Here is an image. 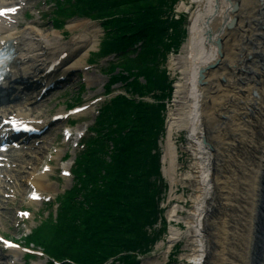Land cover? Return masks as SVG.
<instances>
[{"label":"bare ground","instance_id":"bare-ground-1","mask_svg":"<svg viewBox=\"0 0 264 264\" xmlns=\"http://www.w3.org/2000/svg\"><path fill=\"white\" fill-rule=\"evenodd\" d=\"M31 7L36 4L28 0H0V12L5 10L0 14V51H6L11 60L9 76L0 88V99L8 101L0 103V160L7 162L0 169V195L7 194L6 184L18 190L16 197L23 201L31 188L36 197L30 201L41 203L44 195L55 191L50 184L53 167L47 163V172L37 167L55 138L38 144L23 136L12 144L13 133L4 121L41 125L51 134L57 125L67 123L64 111L57 112L56 121L53 115L43 118V101L59 87L55 82L40 93L34 89L35 77L51 69L73 77L74 71L86 68L101 34L98 25L81 20L67 26L72 32L67 38L40 18L27 21ZM177 11L189 14L190 23L185 44L170 59V70L181 78L175 86L177 105L169 118L163 162L165 174L175 185L174 134L187 130V150L194 161L185 180L196 191L186 220L189 232L183 235L189 249L187 264H264V0H191L182 2ZM65 53L67 58L62 60ZM47 78L52 83L56 76ZM25 90L36 95L23 99ZM89 111L83 106L73 114L82 117ZM34 113L38 116L30 120ZM4 146L6 152H2ZM11 149L19 154L5 159ZM57 156L62 160L65 153L57 152ZM71 165L64 171L70 174ZM8 205L0 207L9 209ZM176 215L174 209L170 217ZM181 237L171 228L168 249ZM4 256L9 259L3 260ZM21 256L10 251L0 256V264H14Z\"/></svg>","mask_w":264,"mask_h":264},{"label":"trees","instance_id":"trees-1","mask_svg":"<svg viewBox=\"0 0 264 264\" xmlns=\"http://www.w3.org/2000/svg\"><path fill=\"white\" fill-rule=\"evenodd\" d=\"M164 2L65 0L67 5L60 3L55 10V25L62 29L68 20L79 14L96 16L106 37L112 35L113 39L111 42L106 38L103 40L104 53L121 57L128 50L137 51L145 45L144 49L148 50L145 56L149 58L155 50L148 49V37L156 28L149 29L144 23L127 32L128 18L123 15L133 8L135 13L146 15L145 18L150 17L148 14L160 16L165 9ZM117 15L123 18L117 19ZM151 19L148 22H157L155 27L161 29L160 23L164 24L161 16ZM143 54L128 60L131 64L120 65L123 66L118 67L121 76L117 77V68L113 66L108 72L109 83H117L114 80L118 78V83H125L122 88L126 95H135L142 100L153 94L162 104L147 106L144 99L136 104L134 96H117L107 103L96 119L93 135L85 141L77 158L75 185L59 202L57 218L43 224L28 237V245L42 248L61 264H107L114 258L119 259L120 264H137V257L144 256L160 238L154 233L156 239L151 240L144 228L152 227L158 221L160 203L155 196L166 189L160 178V157L153 151L162 135L160 112L164 111L163 98L171 95V85L165 73L151 78L147 75L142 87L135 82L140 77L139 68L147 70L145 67L150 64L146 63ZM130 72L138 74L123 75ZM144 89L149 91L143 92ZM164 230L162 227L159 231ZM123 253L125 256L120 257Z\"/></svg>","mask_w":264,"mask_h":264},{"label":"rangeland","instance_id":"rangeland-1","mask_svg":"<svg viewBox=\"0 0 264 264\" xmlns=\"http://www.w3.org/2000/svg\"><path fill=\"white\" fill-rule=\"evenodd\" d=\"M29 1L32 4H36V7H31L25 15V19L27 21L29 19L40 18V22L44 23L46 27L53 28L54 30H57L59 32H64V35L69 38L72 36V32L67 28L70 23L74 21L90 20L91 22L98 25L101 35L99 38V47L96 51L91 52L89 58L87 59L86 68L74 72V76H71V81L64 84V86H61V88L49 93V97L43 101L42 108V112L43 114H45L43 116H47L49 114L51 115L59 111H64L69 105H75L79 97V102L90 106V112L82 117L74 116L72 117V119H69L67 123H63L60 126L57 125L54 128V131L57 134H54L55 132L51 134V131H49L40 137L31 139V142L37 140L39 141L38 144H43L42 141H52L55 138V142L46 150L42 162L39 163V166L37 167L38 170L42 169L45 165V162L49 161L50 159L53 168H55L53 175L50 176V184L53 186L55 191H52L50 193L48 192L49 194L47 193V195L44 196L45 199H43V205H41L40 203L30 204L28 198L31 190H27L25 201L23 202L22 200L17 199V197L14 198V189H9L5 186L6 184H4L3 190H6L7 194L0 195V205L9 203V209L0 207V231H3L4 234L7 233V235L11 239L16 242H21L22 245H24L23 240L26 238L25 234H28L31 229L37 228L38 225H41V223L39 224L40 217L43 218V221H55L56 212L53 206L57 204L58 200L66 192L71 190L75 185L73 177L71 175L63 176L62 171L69 164H72L73 166L75 156L80 150V148L77 146V143L85 136L86 131L94 124L98 109H100L103 102L107 99L105 95V88H107V86L109 85V87L114 90V93L111 94L112 97L120 96L121 93L124 94L122 84L124 85L125 83H118V78L117 80L114 78V81H116L117 83H114L113 85H110L108 83L109 70L113 66H115L117 68L115 71L117 77L121 76L122 73H118L120 72L118 67L123 68V66L120 65H127L128 63L131 64V62H128V60L131 61L132 58L136 59L137 55L141 56L142 53H144L143 56H145L146 52H148V50H146L147 48L144 49L146 47L144 45V47L138 48L137 51L128 50V53L122 55L121 57L110 52L104 53V49L106 48L104 47L103 40L106 38V41L111 42L113 41V39H111L112 35L106 37L105 31L102 29L103 25H101L102 23L96 16L87 17L79 14L76 16V18L68 20L67 25L64 26V28L57 29V25H55L56 16L54 15L55 8L53 10L52 7H55V4L59 6L60 3L66 6L67 4L65 3V0ZM164 1L165 9L163 8V14L160 15L161 20L164 23H160V25L162 26L161 29L155 27L157 22L156 24H154L155 22H148L152 20L151 18L160 17L158 16L159 14H148V16L150 17L145 18L144 16L146 15L142 14L143 16H141L138 13H135V10L131 8V10L126 12L127 14L123 15V17L128 18L127 23H129V28L126 29L127 32L137 26L140 27V25H143L144 23L148 25L149 29H152L153 27L156 28L154 30V34L148 37L149 41L147 43L148 49L155 51L149 58H147L146 56L144 57V59H147L146 63L150 64L149 66L145 67L146 69L148 68L147 70H141L139 68L140 71L138 73L140 77L135 82L139 83V85H141L142 87L146 83L147 75H149L151 78L156 75L162 76L165 73L164 75L167 77V80L171 85V95L168 98H163L164 111L160 112V116L163 118V120H160L162 124V135L157 139V148L153 151V153L158 154L160 157V178H162L163 181H161L166 186V189L164 193L155 196V200L160 203L158 221L152 227L144 228V230H147V236L149 235L151 240L154 239V233L157 236L160 235V238L157 240H155L156 238L154 239L155 241L151 249L147 253H144V256L139 255L137 257V264H187L189 249L186 244L187 239L183 235L189 232L186 220L189 213L194 208L193 197L196 194L192 182L185 180V177L192 173L191 169L193 165L192 163L194 161L193 156L187 150V145L189 144V132L187 130L180 129L174 134V141L178 149L176 160L177 183L173 185L170 176H167L164 172L165 167H167L163 162V159L165 155V144L170 121L169 118L171 112L174 111L177 105V103L175 102V86L181 78L179 73H173L170 70V59L173 56L178 55L181 48L185 44L188 37V26L190 23L189 14L179 13L177 11V7L182 2L190 4L191 0ZM71 2H73V0H71ZM39 11L43 12L42 16H39ZM123 17L121 15H117V19H122ZM144 35L147 36L148 34L145 33ZM109 46L112 47V44ZM138 73L130 72V74L124 73L123 75L129 77ZM38 75L35 77V79L37 78L36 80L43 81V77H38ZM116 75H114V77ZM33 90H25V92L23 93V97L31 98L36 95L34 93L35 91ZM148 91V89L143 90V92ZM122 96H127L126 98H132L133 96L135 97V95L131 96L125 94ZM133 99H136V104L144 99V102L147 103V106L158 105L161 103L160 101H158V98H156V96H153V94L145 96L142 100H139L140 98H137V96ZM35 105L36 104H34L33 106ZM35 116H38V114L34 113L30 115V117ZM150 120L152 121V119ZM74 123H77L76 126H73ZM67 128L72 129L71 133L74 134V136H71V138L69 139L65 136L64 133ZM79 133L81 134V138L77 137V134ZM57 152L65 153V157L63 158L64 161H61L58 158ZM69 157L71 158L65 161V158ZM25 169L26 171H28L30 170V167H25ZM14 200L16 201L14 202ZM47 200H49L48 203L46 202ZM174 209L177 210V215L171 218V212ZM23 210H29L30 213L35 216V220L31 215L29 219H23L21 215L18 214ZM162 227H165V230L163 232H160L159 230ZM171 228H176L179 232H181L182 237L177 240L170 249H168V237L170 236ZM20 252H22V256L19 257V261L17 264H32L38 261H45L43 256L33 254L24 250ZM257 254H259V252ZM124 256V253L120 254V257ZM114 259L116 260H114L115 264H120L119 259ZM114 261L110 260L107 264H113Z\"/></svg>","mask_w":264,"mask_h":264},{"label":"snow or ice","instance_id":"snow-or-ice-1","mask_svg":"<svg viewBox=\"0 0 264 264\" xmlns=\"http://www.w3.org/2000/svg\"><path fill=\"white\" fill-rule=\"evenodd\" d=\"M13 11H15V9H13Z\"/></svg>","mask_w":264,"mask_h":264}]
</instances>
